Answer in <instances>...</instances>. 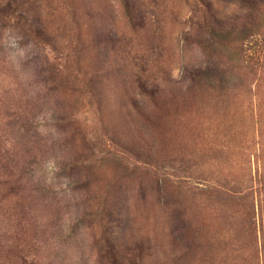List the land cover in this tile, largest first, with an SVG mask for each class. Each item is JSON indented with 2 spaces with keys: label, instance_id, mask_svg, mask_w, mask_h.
I'll use <instances>...</instances> for the list:
<instances>
[{
  "label": "rangeland",
  "instance_id": "rangeland-1",
  "mask_svg": "<svg viewBox=\"0 0 264 264\" xmlns=\"http://www.w3.org/2000/svg\"><path fill=\"white\" fill-rule=\"evenodd\" d=\"M0 264H264V0H0Z\"/></svg>",
  "mask_w": 264,
  "mask_h": 264
}]
</instances>
